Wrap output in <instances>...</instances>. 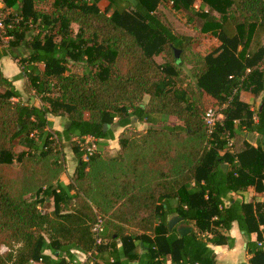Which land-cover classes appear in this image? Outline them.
<instances>
[{"label":"trees","instance_id":"obj_1","mask_svg":"<svg viewBox=\"0 0 264 264\" xmlns=\"http://www.w3.org/2000/svg\"><path fill=\"white\" fill-rule=\"evenodd\" d=\"M163 1H171L197 22L200 32L220 42L196 57L190 69L195 81H187L182 69L193 38L173 31L158 11ZM195 1L114 0L102 10L95 0H3L8 21H20L10 31L14 39L8 49L0 39V60L16 59L21 68L16 78H26L24 92L43 103L24 102L13 80L0 71V264H68L62 251L53 259L45 250L67 248L72 260L71 248L94 254L118 237L122 247L112 252L109 264H165L168 257L170 264H218L207 245L231 247L227 232L234 222L248 238L251 264H264V205L231 198L225 206L223 200L233 190L263 189L264 0H200L198 7ZM45 2L52 13L39 9ZM160 54L163 63L155 60ZM70 62H84L87 69L74 73ZM242 91L263 93L260 104L252 109L241 99ZM224 103V120L210 139L205 112ZM49 114L67 117L62 131L49 129ZM134 118L148 125L135 147L139 154L129 158L130 141L121 137V161L113 166L112 158H106L108 169L92 177L88 168L97 157L84 160L78 140L90 136L96 150H103L104 140L114 136L111 125L134 132ZM243 131L257 132L263 140L239 147ZM51 132L60 146L72 142L79 160L77 192L71 197L59 179L53 184L54 168L65 154L54 150L58 145ZM22 137L25 148L16 151ZM224 160L229 170L221 173ZM161 168L163 181L146 184L145 179L160 176ZM177 169L183 175L177 177ZM170 197L179 200L176 210L156 204ZM45 198H53L52 212L40 206ZM114 207L112 215L134 217L154 235L117 231L113 237L104 215ZM175 211L196 231L180 237L170 229L168 215ZM100 218L102 241L97 244L93 228Z\"/></svg>","mask_w":264,"mask_h":264},{"label":"crops","instance_id":"obj_2","mask_svg":"<svg viewBox=\"0 0 264 264\" xmlns=\"http://www.w3.org/2000/svg\"><path fill=\"white\" fill-rule=\"evenodd\" d=\"M0 68H2L3 75L7 79L13 80L14 86L16 87L17 90H19L23 94V97H24V93H25L24 87L26 84V78L25 77L16 78V77H19L21 73V68L18 64V61L14 59L11 55L4 56L0 60ZM17 82H19L18 86H17ZM262 96H263V93L260 94L259 96H256L253 93L248 92V91L241 92V99L245 101L246 103H249L252 109H254L260 104ZM130 127H133L134 132L124 133L123 132L124 128L117 126L116 131L113 129L114 136L110 139L104 140L107 143V146L103 150H96V153L94 154V156L97 157V161L95 162L94 165L88 168V170H90L92 177H95L98 173L102 172V170L108 169L105 165L106 158H112L113 166L117 165L121 161V159H119L120 153H121V146L123 143L122 140H120L121 137H123V139H128L130 141L131 148L129 149V152H130L129 158L135 157L136 155L139 154L138 152L140 151V149L135 148V147L137 145H140L141 139H143V136L147 135V133L141 132V131L146 129L148 125L140 123L137 119L134 118L132 120V123L130 124ZM54 129H56L57 131L61 130L60 126H54ZM240 136L242 137H239V144H238L239 147L242 144H244V141H247L248 143L252 145H257L259 140H263L262 135L257 132H244L243 131ZM132 141L133 142L135 141V143H131ZM100 142H102V140H100ZM124 144L126 145L127 141H125ZM17 147H19V144H17ZM24 148L25 147L22 146V149ZM220 153L224 154V150H221ZM64 154H65V160H66V170L63 171V178L59 181V184H61L67 190L68 195L71 197L77 192L75 178L77 176L76 171H77V165L79 163V160L73 149L64 150ZM145 154L149 155V152L146 151ZM220 168H221L220 169L221 173H226L229 170V162L224 160ZM163 169L161 168L160 176L158 178L153 179V181L149 179H145L146 184L152 183L154 184L153 186H155L156 184L161 183L163 181L162 180L163 173H164ZM179 175H183V171L179 172V170L177 169V177ZM131 180L133 179L130 176V181ZM57 182L58 181H54V184H57ZM259 186L263 187V189L259 190V189H256L255 186H249L247 189H244V190H239V191L233 190L231 192H228L227 197L223 198L224 205L229 206L231 202L230 200L231 198L238 200L239 202H243V203L253 202V203H261L264 205V180H262ZM178 201L179 200L177 197H170V198H167L163 203H161L162 201H159L156 204H158L159 207L163 206L165 210L169 208L176 210ZM40 206L42 207L44 211L52 212L54 210L53 198H45L44 202ZM116 209L117 207H114L113 209L110 210L111 212L110 214L104 215V217H106V220L109 222V228H108L109 232L111 231L114 233L113 237H117L118 235L117 231H120L122 234H132V235H137V236H140L142 234H146L148 236L154 235V232H151V231L145 232L143 229H141L139 227L138 220H136L134 217L128 216L127 220H121L115 215H112ZM159 212H163V211L160 210ZM119 216H122L121 218L123 219L126 218L125 217L126 215H119ZM174 216H178L181 218L178 224L185 223V224L191 225L193 227V231H196V228L194 227V225L185 222L180 216V214L176 211L168 215V224H169V219ZM234 223L239 231L240 236L243 237L242 250L245 253L246 259L249 260V255L247 252L248 238L240 230L238 223L237 222H234ZM158 224H159L158 222H155L154 227L158 226ZM177 225H175L173 228H170V229H175V231L177 232L176 230ZM228 233L229 231L227 232V234ZM207 235L211 237L210 233H207ZM45 238H46V241L49 243L48 237L45 236ZM256 239H257V233H252L251 240L256 241ZM231 242L233 244L231 247L228 245H216V246H226L227 250L231 251V249L236 246L237 241L231 237ZM121 247H122V241H121V238L118 237L115 241H111V243L106 242L102 246L101 250L97 251L94 254L85 253V252L71 248L70 251L73 255L72 260L69 259L68 255L65 252L67 248H64L62 250H56V251H53L47 248L45 250V254L51 256L53 259H57L62 251L61 258H64L66 261H68V264H109V262L112 260V256H111L112 252L121 250ZM139 251L141 253L145 252L144 244L141 241H140ZM170 263H171V259L168 257L165 264H170ZM224 263L225 261L223 260L218 261V264H224ZM36 264H43V263L37 262Z\"/></svg>","mask_w":264,"mask_h":264},{"label":"rangeland","instance_id":"obj_3","mask_svg":"<svg viewBox=\"0 0 264 264\" xmlns=\"http://www.w3.org/2000/svg\"><path fill=\"white\" fill-rule=\"evenodd\" d=\"M97 1L98 6L104 10L107 8L108 4L111 3V1L114 0H95ZM200 4V0L195 1V5L198 7ZM40 10L52 13L54 10L49 7V5L45 3L38 6ZM131 10H133V6L130 7ZM113 8H111L112 10ZM158 11L161 15L165 17V21L169 23L173 29V31L177 34L181 35H188L193 38L192 41V51L187 54L184 60L183 64V70H184V77L187 79V81H195L194 77L191 78L190 76V69L193 67V63L196 59V57L204 56L205 54L211 52L212 50L216 49L217 46L220 44L219 40L215 37H213L210 34H203L200 32V29L198 28L197 22L195 20H189L188 17L184 12L178 11L173 7V4L171 1H163L160 3ZM77 30V26L73 25V31L75 32ZM25 52H27V49H23ZM181 56V53L180 55ZM155 60L158 63H163L165 60L164 54H160L155 57ZM68 68L70 71L81 74L87 69V66L84 62H70L68 65ZM0 71L2 72V68H0ZM3 73V72H2ZM1 91H4V88H1ZM149 96L147 95L145 98V102H148ZM23 101L26 103H33L37 101L38 103H43L42 99H40L39 96L33 94V93H24ZM48 119L51 123V127L49 128L51 131H57L54 129V126H60V131L63 130L65 125L67 124L68 120L66 116H53L48 115ZM111 128L115 131L117 130V125L113 124L111 125ZM26 139L22 137L16 142L15 149L16 151H19L22 149V146L26 145ZM17 144H19V147H17ZM72 142H65L61 141V149L66 150H72L73 148ZM60 159V158H59ZM58 165L55 169V175L53 181H56V179H59V181L63 178V171L66 170V160H58ZM54 184V182H53ZM29 196V195H27ZM2 250L4 251L5 248L2 247Z\"/></svg>","mask_w":264,"mask_h":264},{"label":"built area","instance_id":"obj_4","mask_svg":"<svg viewBox=\"0 0 264 264\" xmlns=\"http://www.w3.org/2000/svg\"><path fill=\"white\" fill-rule=\"evenodd\" d=\"M10 12H5L4 11V3L3 0H0V39L2 41V47L5 49L9 48L10 42L14 39V35L11 34V29L14 28V26L20 21L19 17H15L8 21L7 17ZM250 71V69H248ZM228 103H224L221 106H216V107H211L208 108L205 112L204 115V120L206 124V129H207V135L211 139L213 138V134L215 130L217 129V126L221 124L224 120V114H223V109L227 107ZM50 131V130H49ZM51 139H54L55 142L57 143V146H54V150L57 151L61 146L59 145V140L58 136L51 132ZM35 134V132H34ZM80 148L84 151L83 159L88 160L89 157L94 155L96 153V140L92 137H85L84 141H79ZM228 145L231 147L233 150V141L229 140ZM236 162L239 163V161L236 159ZM103 230V221L100 218L98 222L94 225L93 231L96 234V242L97 244L101 243V237L100 233ZM113 261V260H111Z\"/></svg>","mask_w":264,"mask_h":264},{"label":"clouds","instance_id":"obj_5","mask_svg":"<svg viewBox=\"0 0 264 264\" xmlns=\"http://www.w3.org/2000/svg\"><path fill=\"white\" fill-rule=\"evenodd\" d=\"M18 85L19 82H17V86ZM228 235L237 241L236 246L233 247L231 251H228L226 246H216L212 244H208L207 246L217 254L218 261L223 260L226 262V264L228 261H230L231 264H237V258H239L241 264H244L245 256L242 250L243 237L240 236L235 223L233 224V227L229 231Z\"/></svg>","mask_w":264,"mask_h":264},{"label":"water","instance_id":"obj_6","mask_svg":"<svg viewBox=\"0 0 264 264\" xmlns=\"http://www.w3.org/2000/svg\"><path fill=\"white\" fill-rule=\"evenodd\" d=\"M180 53H181V50L179 49H176L175 50V55H176V58H179L180 56ZM108 129V125L106 124L105 125V131ZM181 218L178 217V216H174L172 218L169 219V227L170 228H173L175 225L178 224V222H180ZM176 230H177V233L180 237H184L188 234H191L193 232V227L191 225H188V224H185V223H181V224H178L177 227H176ZM244 253V252H243ZM244 256H245V253H244ZM226 264V262L224 263ZM227 264H231L230 261L227 262ZM237 264H241L239 258H237ZM244 264H251L250 260L246 259L245 257V261H244Z\"/></svg>","mask_w":264,"mask_h":264}]
</instances>
